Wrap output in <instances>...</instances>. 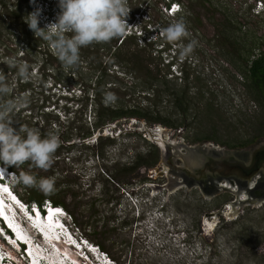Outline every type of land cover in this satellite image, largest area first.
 <instances>
[{"label":"rangeland","instance_id":"rangeland-1","mask_svg":"<svg viewBox=\"0 0 264 264\" xmlns=\"http://www.w3.org/2000/svg\"><path fill=\"white\" fill-rule=\"evenodd\" d=\"M177 1L183 9L170 16L162 0H128L124 35L136 32L139 56L158 75L153 88H147L139 70L132 64H114L107 51L104 69L83 60L72 68L58 60L45 64L46 53L54 51L45 43L32 40L31 45L23 31V17L33 5L29 0H9L8 13L15 5L21 11L17 22L0 15L6 21L0 26V70L13 87L11 97L26 95L30 100L13 118L18 126L38 128L42 136L56 133L61 140L48 170L29 162L18 169L38 178L54 176L55 192L50 196L63 201L82 233L118 264H264V200H251L235 214L224 215L222 207L236 201L237 194L221 190L205 196L198 185L172 191L150 185L168 184L159 145L155 164H139L155 158L153 144L160 130L166 141L186 146L212 142L239 150L243 148L228 146L251 137L256 123L264 121V95L241 71L246 58L264 50V9L256 13V0ZM43 3L41 27L53 22L59 11L57 0ZM180 18L189 37L169 43L163 29ZM193 39L194 51L181 58L180 48ZM13 61L28 63L33 77L18 79L16 69L9 67ZM97 77L104 105L149 106L153 115L174 124L134 117L96 129ZM165 80L178 95L186 91L185 115L176 110L177 94H158ZM89 131L95 136L83 138ZM205 135L216 139L195 140ZM17 190L25 199L44 195L22 184Z\"/></svg>","mask_w":264,"mask_h":264},{"label":"clouds","instance_id":"clouds-1","mask_svg":"<svg viewBox=\"0 0 264 264\" xmlns=\"http://www.w3.org/2000/svg\"><path fill=\"white\" fill-rule=\"evenodd\" d=\"M43 1L29 0L34 10L23 17L24 22L68 68L78 65L82 48L110 42L124 35L129 27L128 0H57L55 20L41 27ZM163 35L169 43L187 39L185 20L180 18L169 24ZM196 44L193 39L182 45L181 58L190 55ZM9 67L15 68L18 79L23 81L34 75L26 62L13 61ZM12 92V85L0 70V264H118L110 253L82 233L62 204L49 198L30 201L19 194L18 184L37 188L45 195L54 194V176L38 178L30 171L17 174L8 167L19 168L29 162L31 167L48 170L61 140L56 133L42 136L38 128L18 126L13 114L30 100L26 95L11 97ZM53 252L59 253L58 257L54 258Z\"/></svg>","mask_w":264,"mask_h":264},{"label":"trees","instance_id":"trees-1","mask_svg":"<svg viewBox=\"0 0 264 264\" xmlns=\"http://www.w3.org/2000/svg\"><path fill=\"white\" fill-rule=\"evenodd\" d=\"M13 9H11L10 13H8L7 7H3L4 9L0 11V15L6 16V14L9 16H12L13 22H17L19 20V13L21 11L20 5H15ZM231 22V19L227 20V23L229 25ZM0 26H6V21L4 19H0ZM25 35L27 34L30 37V44H33V41L36 43H45L46 46L48 45L45 41L34 37L33 32L28 28V25L26 26L25 30L23 29ZM33 40V41H32ZM131 46V48H130ZM133 47V48H132ZM48 48V47H47ZM139 44L137 41L136 34H132L131 36L122 35L120 37L114 38L110 42L107 43H93L87 47H84L80 51V60L85 61L89 66H92V64H97L100 66L101 69H104L105 66H102L103 63V54L105 51L108 52L110 55V59L113 61L114 64L118 63L120 65L132 64L133 70L137 69L141 72V77L143 80V83L147 84V88H153L155 84V80H158V75H155L153 71L143 62V58L139 56ZM114 50V51H113ZM47 52V51H46ZM49 58H46L45 64H53V60H58L57 56L53 54L52 52H47ZM59 61V60H58ZM110 61V62H112ZM242 64V73L249 79V84L253 85L258 89V91L264 95V50L260 52L258 56H255L254 58H246ZM80 63V62H79ZM62 80V78H59ZM95 82V103L97 104V108L95 109V116L97 118V121L95 122L96 129L100 128L103 125H106L107 123H111L114 120L120 119V118H145L149 120L150 122L157 123L161 122L166 125L174 124V122L169 121L168 119H164L161 117V115H153V111L150 109L149 106L147 107H141L139 105H123V104H109L104 105V99L101 97V93L103 89H101V79H96ZM163 85L164 89L159 91L164 94L169 95H178V91H173V89H170L171 87H168L169 82L164 81L161 83ZM158 91V90H157ZM180 95L176 96L174 98V104L176 107V110L180 114H186L189 110V106L186 103V97H185V90H182L179 92ZM72 130V129H71ZM94 134V132H88L87 135L82 136L83 138H91ZM264 136V121H258L255 126L254 132L251 134V137L245 138V139H238L237 142L229 145L228 147H231L232 149H238V148H245L250 146L251 144L258 142L260 138ZM68 137H64V140H67ZM85 139V140H86ZM216 139V137L213 135H205L203 137H197L195 140L200 141H206V140H213ZM218 140V139H217ZM155 152V158L152 160H141L139 164H147L149 166H152L155 164L158 160V150L159 147L157 144H153ZM207 167L210 169L213 166H211V163L206 164ZM240 165V163H239ZM261 165H264V148H260L256 151L254 155L253 164L249 167H244L243 165H240V168L242 172L245 175H250L254 171H256ZM12 170L16 169L17 174H19V169L15 168L14 166L8 167ZM45 198L51 199L55 203L62 204L68 211H70L63 201H60L58 199H55L51 197L50 195H43V196H31L29 199L30 201H37V202H43ZM71 212V211H70ZM72 213V212H71ZM74 215V214H73ZM102 247V246H101Z\"/></svg>","mask_w":264,"mask_h":264},{"label":"water","instance_id":"water-1","mask_svg":"<svg viewBox=\"0 0 264 264\" xmlns=\"http://www.w3.org/2000/svg\"><path fill=\"white\" fill-rule=\"evenodd\" d=\"M159 147L168 184H150L153 188L164 186L172 191L180 185H186L188 189L198 185L205 196L228 190L237 194L236 201L223 206L220 211L228 216L251 200L257 203L264 200V165L250 175H245L240 168V165L249 167L253 164L256 151L264 148V137L255 145L239 150H226L212 142L186 146L166 140H162ZM207 163L213 167L209 169Z\"/></svg>","mask_w":264,"mask_h":264},{"label":"built area","instance_id":"built-area-1","mask_svg":"<svg viewBox=\"0 0 264 264\" xmlns=\"http://www.w3.org/2000/svg\"><path fill=\"white\" fill-rule=\"evenodd\" d=\"M162 1H164L165 10L167 14L170 16H175L183 9L182 5L177 0H162ZM41 6H43L42 3ZM262 9H264V0H256V4H255L256 13H260Z\"/></svg>","mask_w":264,"mask_h":264},{"label":"bare ground","instance_id":"bare-ground-1","mask_svg":"<svg viewBox=\"0 0 264 264\" xmlns=\"http://www.w3.org/2000/svg\"><path fill=\"white\" fill-rule=\"evenodd\" d=\"M157 135H158V142L160 143L162 140H165L164 139V136H163V132H162V130H160V131H158L157 132ZM262 201H260V203H261ZM217 213H214V215H216ZM11 222V221H10ZM13 224V223H12ZM17 232H20V231H17ZM26 238H28V237H26ZM37 250H38V248H36ZM43 251V250H42ZM30 254L32 253V252H29ZM32 256H33V254H31ZM52 255H53V257L54 258H56V257H58V255H59V253L57 254L56 252H53L52 253ZM31 256V257H32ZM38 260H39V258L37 257V256H35ZM64 261H66V260H64Z\"/></svg>","mask_w":264,"mask_h":264},{"label":"flooded vegetation","instance_id":"flooded-vegetation-1","mask_svg":"<svg viewBox=\"0 0 264 264\" xmlns=\"http://www.w3.org/2000/svg\"><path fill=\"white\" fill-rule=\"evenodd\" d=\"M1 5H2V9L1 10H3L4 9L3 7H7L8 5H10L9 4V0H1Z\"/></svg>","mask_w":264,"mask_h":264},{"label":"snow or ice","instance_id":"snow-or-ice-1","mask_svg":"<svg viewBox=\"0 0 264 264\" xmlns=\"http://www.w3.org/2000/svg\"><path fill=\"white\" fill-rule=\"evenodd\" d=\"M50 220H51V214H50Z\"/></svg>","mask_w":264,"mask_h":264}]
</instances>
